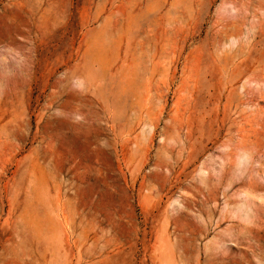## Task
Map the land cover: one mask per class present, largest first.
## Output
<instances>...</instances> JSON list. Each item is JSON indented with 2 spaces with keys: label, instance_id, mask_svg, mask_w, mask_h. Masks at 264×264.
<instances>
[{
  "label": "rangeland",
  "instance_id": "rangeland-1",
  "mask_svg": "<svg viewBox=\"0 0 264 264\" xmlns=\"http://www.w3.org/2000/svg\"><path fill=\"white\" fill-rule=\"evenodd\" d=\"M0 264H264V0H0Z\"/></svg>",
  "mask_w": 264,
  "mask_h": 264
},
{
  "label": "bare ground",
  "instance_id": "bare-ground-1",
  "mask_svg": "<svg viewBox=\"0 0 264 264\" xmlns=\"http://www.w3.org/2000/svg\"><path fill=\"white\" fill-rule=\"evenodd\" d=\"M118 9H119V8H118ZM90 44H91V43H90ZM86 45L88 46V44H86ZM96 45H98V42H97V44H95V46H96ZM133 61H134V60H133ZM133 61H132V63H136V62H133ZM132 63H131V64H132ZM134 67H135V66H134ZM136 69H137V68H136ZM136 69H135V70H136ZM134 76H135V75H134ZM133 78H134V77H133ZM130 79H132V78H130ZM130 79H129V80H130ZM131 82H132V80H131ZM133 83H134V82H133ZM128 84H129V83H128ZM147 86H148V85H147ZM238 99H239V98H238ZM140 103H141V102H140ZM115 123H116V122H115ZM216 158H217V157H216ZM240 160H242V159H240ZM213 162H214V161H213ZM213 162H211V163H213ZM245 162H246V161H245ZM209 163H210V162H209ZM217 163H218V162H217ZM239 164H240V163H239ZM217 165H218V164H217ZM208 166H210V164H209ZM208 166H207V167H208ZM252 166H253V165H252ZM210 167H211V166H210ZM213 167H215V163H214ZM213 167H212V168H213ZM241 167H242V166H241ZM212 168H211V169H212ZM241 169H242V172H243V168H241ZM244 169H245V168H244ZM203 170H204V169H203ZM238 170H239V169H238ZM209 171H210V170H209ZM212 171H213V170H212ZM203 172H204V171H203ZM242 172H241V173H242ZM199 173H200V172H199ZM239 173H240V172H239ZM201 174H202V173H201ZM204 174H205V173H204ZM215 174H216V173H215ZM241 175H242V174H241ZM200 176H201V175H200ZM205 176H206V175H205ZM239 176H240V175H239ZM198 177H199V176H198ZM244 197H245V196H244ZM54 221H56L55 218H54ZM51 222H52V221H51ZM52 224H54V223H52ZM55 224H56V222H55ZM55 224H54V225H55ZM52 229H53V228H52ZM55 231H56V230H55ZM53 242H54V241H53ZM54 243H55V242H54ZM68 263H69V262H68Z\"/></svg>",
  "mask_w": 264,
  "mask_h": 264
}]
</instances>
